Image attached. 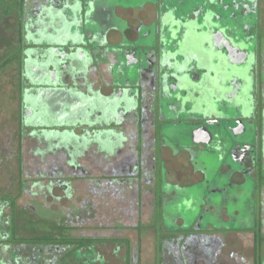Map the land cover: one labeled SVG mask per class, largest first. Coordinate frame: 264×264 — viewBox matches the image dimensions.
Listing matches in <instances>:
<instances>
[{"label":"flooded vegetation","instance_id":"af4514ba","mask_svg":"<svg viewBox=\"0 0 264 264\" xmlns=\"http://www.w3.org/2000/svg\"><path fill=\"white\" fill-rule=\"evenodd\" d=\"M96 1L0 0V264H264V0Z\"/></svg>","mask_w":264,"mask_h":264},{"label":"rangeland","instance_id":"374dc122","mask_svg":"<svg viewBox=\"0 0 264 264\" xmlns=\"http://www.w3.org/2000/svg\"><path fill=\"white\" fill-rule=\"evenodd\" d=\"M9 1V9L5 12L7 15L12 12L15 8L14 0H8ZM106 3V5H121L124 3L122 0H107V1H96V6H99L100 4ZM140 0H133L132 4H139ZM0 17H7L2 14H0ZM1 35V33H0ZM8 50L6 49H0V152H6L9 151V148L14 147L12 145L8 144V140H12L13 136H16L17 131V120L15 117V109L12 107L16 104L15 101H18V96H15L16 93L13 90L14 84L16 82L14 77V71L11 70V68L8 65V61L6 62ZM18 83V81H17ZM12 142V141H11ZM28 150V144H23V150ZM14 154V152H12ZM15 155V154H14ZM1 162V161H0ZM10 163V161H9ZM198 166H202L203 159H199L197 162ZM204 166V165H203ZM205 168V167H204ZM206 169V168H205ZM219 169V162L215 160V163H212L211 168H209L205 174V179L203 181V184H198V186L194 187L192 186L190 190H188V197L196 199L199 201L204 193L210 188V185L218 183L216 181V173ZM17 174V172H15ZM218 176V175H217ZM218 179L221 181V177L218 176ZM253 184L246 180V183L244 184L243 188H237V190L232 189L230 192H233V195H237L234 199H228L223 203L225 205H229L231 208H235L238 211V215L236 216V219H241L243 222H247L250 216V209H248V205L250 208V202L247 199L251 193H252ZM97 196V195H96ZM213 200H216V202H219V198H215V195L210 196ZM3 197L0 195V199ZM43 202H36L35 200L31 201L29 203L28 207V213L34 214V216L31 215V217H28L27 222H34V226H41L42 222L38 218L47 219L48 217H53V221L58 218V213L55 209V213H53V205H49L50 199H40ZM13 201V199H12ZM177 203V202H176ZM174 203V204H176ZM255 203V202H254ZM253 203V204H254ZM100 204V203H99ZM255 205V204H254ZM100 206V205H99ZM70 208V207H68ZM65 208V209H68ZM64 208H61V210ZM30 210V211H29ZM8 211V210H7ZM32 211V212H31ZM104 212H106V209H103ZM229 213L231 214V211L229 210ZM99 214V212H98ZM47 217V218H46ZM51 219V218H50ZM49 219V220H50ZM231 229H239V226L236 224L234 225H228Z\"/></svg>","mask_w":264,"mask_h":264},{"label":"water","instance_id":"95a60500","mask_svg":"<svg viewBox=\"0 0 264 264\" xmlns=\"http://www.w3.org/2000/svg\"><path fill=\"white\" fill-rule=\"evenodd\" d=\"M206 32H207L209 38H211V30L208 28ZM210 45H211V44H210ZM226 55H227V54H226Z\"/></svg>","mask_w":264,"mask_h":264}]
</instances>
